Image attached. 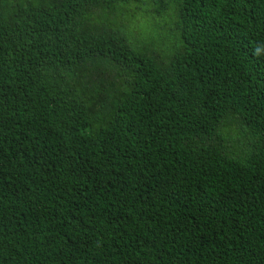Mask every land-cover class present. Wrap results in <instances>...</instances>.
<instances>
[{"label":"trees","instance_id":"16d2710c","mask_svg":"<svg viewBox=\"0 0 264 264\" xmlns=\"http://www.w3.org/2000/svg\"><path fill=\"white\" fill-rule=\"evenodd\" d=\"M0 264H264V0H0Z\"/></svg>","mask_w":264,"mask_h":264}]
</instances>
